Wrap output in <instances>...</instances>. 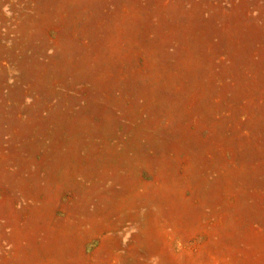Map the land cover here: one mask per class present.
<instances>
[{
    "label": "rangeland",
    "instance_id": "1",
    "mask_svg": "<svg viewBox=\"0 0 264 264\" xmlns=\"http://www.w3.org/2000/svg\"><path fill=\"white\" fill-rule=\"evenodd\" d=\"M0 264H264V0H0Z\"/></svg>",
    "mask_w": 264,
    "mask_h": 264
}]
</instances>
